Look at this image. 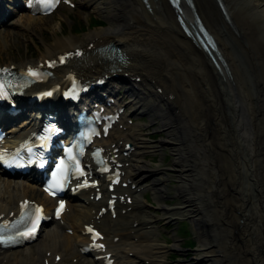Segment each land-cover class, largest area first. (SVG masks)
<instances>
[{
	"label": "bare ground",
	"instance_id": "obj_1",
	"mask_svg": "<svg viewBox=\"0 0 264 264\" xmlns=\"http://www.w3.org/2000/svg\"><path fill=\"white\" fill-rule=\"evenodd\" d=\"M209 1L213 5L214 14L220 20L219 23L228 29L230 25L235 32L241 31L244 39L247 38V43L259 52V58L264 62V9L260 3L255 0H239L235 9L230 0H222L229 22L224 18L216 1ZM201 4L200 0H194L196 11L217 40L229 73L223 66L219 71L204 50L195 46L181 32L175 14L165 0H78V9H91L107 25L104 28L89 29L79 36L63 34L49 41L41 38L42 47L38 49L36 58L9 57L3 64H14L18 68L26 63L35 64L39 60L56 58L60 53L79 47L89 55L87 61L79 59L81 61L75 63L77 60H73L70 64L79 76L89 78L101 73H119L120 76H139L140 82H145V86L137 90L136 84L127 77V84L135 85L132 86L135 96L126 103L124 118L136 116L143 108L149 117H153L151 122L156 120L166 136L156 144H150L140 128L138 129L139 124L133 123L127 125L125 130L115 129L108 139V142L120 139L135 141L136 149L132 153L126 174L138 183L137 186H144L142 191L132 194V218H120L116 227L118 231L127 232L131 220L137 219L139 224L135 228L134 236L139 242L136 244L132 237L125 236L120 239L116 250L124 254L132 252L135 257L144 256L150 264H163L166 252L178 247L176 242L172 246L159 243L154 225L160 218L147 212L144 195L146 189H152L155 197L159 198L164 193L165 185L162 183L166 182L162 175L165 171L160 167H147L145 159L147 149L156 148L158 145L171 149L172 166L168 170L175 174V190L180 201L178 205L162 207V219H171L176 215L191 219L199 243L195 250L196 259L202 264H264V200L261 199L263 202L259 206L257 203L261 197L264 198V187L259 177V168L257 169L263 157L262 151L257 148L254 132L259 121L256 115L261 96L258 97L256 83L247 84L252 88L248 91L246 79L240 76L236 63L229 55L227 43L222 38L218 40L221 29L217 22L207 16L208 13H205ZM245 5L250 8L248 11H242ZM184 13L189 19L192 18L189 8ZM248 14L261 19L262 23ZM46 18L24 13L16 20L19 28L11 26L2 30L0 57L12 47L18 50L17 40L20 37L32 34L38 36L42 29L49 27ZM257 21L259 24H256ZM58 22L61 24L60 20ZM57 27L60 28L59 25ZM57 27H51L53 33H56ZM258 28L262 30L259 31ZM10 34H13V39L9 38ZM254 34L257 37L252 43L249 39ZM5 36L8 38H4ZM109 43L119 47L121 59L113 56V52L107 48ZM95 46H99L100 50L94 51ZM233 52L235 51H232V55ZM65 71V68H58L54 77L61 78ZM140 85L141 83H137V86ZM158 87L162 88L161 93L157 91ZM163 93H170L173 98L165 99ZM54 104L62 110L56 100ZM24 127H14L9 133L22 129V134H25ZM147 175L148 178H156L147 184ZM37 177V173L32 171L23 180L7 178L0 170V211L7 213L15 210L13 198L18 196L53 205L51 199L40 190ZM7 188H11L10 192H7ZM118 190L130 192L129 189ZM69 205L66 220L68 227L73 230L71 236L60 226H52L46 231L43 229V235L35 242V249L24 247L10 255L0 254V264L5 257V264H41L42 253L48 251L63 256L60 264H71L65 258L77 257L74 245L83 240L77 234V228L89 220L92 206L71 199ZM226 205H230L228 212L225 211ZM101 225L109 229L110 221L105 219ZM236 252L240 254V258L231 260L230 257ZM135 257L133 262L139 264Z\"/></svg>",
	"mask_w": 264,
	"mask_h": 264
},
{
	"label": "rangeland",
	"instance_id": "obj_2",
	"mask_svg": "<svg viewBox=\"0 0 264 264\" xmlns=\"http://www.w3.org/2000/svg\"><path fill=\"white\" fill-rule=\"evenodd\" d=\"M255 1L259 2L261 7H263V9H264V0H255ZM200 2L202 3L201 5H202L205 13L206 14L208 13L207 16L212 21L217 22L218 28L221 29L219 31L220 34L218 33V40H219V38L220 39L222 38L227 43L228 49H229L228 51L230 52L229 55L233 58L234 62L236 63V65H237V67L239 69V72L241 74L240 76L241 77L243 76L242 78L246 79L245 80L246 85L250 84V83H256V87L259 89L258 97L260 98V96H261V101L258 102L259 103L258 106L259 105L260 106L258 107L259 108L258 109L259 110L258 111V115H256L257 117H259V121H257V123H256V126L254 128V132H255V135H256L255 141H256L257 148L259 147L258 150L260 152L262 151L261 154H262V157H263V159H262L263 162L261 161L260 165L259 164L257 165V169L259 168V171H260L259 177H260V180L262 182L261 184L264 187V185H263L264 184V167H263L264 166V131H263L264 130V106H263L264 105V98H263V96H264V87H263L264 86L263 85L264 84V64L263 63L264 62H262L261 58H259V52L256 51L253 47H251L247 43V41H246L247 38L244 39V35H243V33L241 31L235 32L232 27L229 26L230 28L228 29V28H225L224 26H222L219 23L220 20L214 14L215 11L213 9V5L211 4V2L209 0H206V1L205 0H200ZM239 2H240L239 0L238 1L237 0H230V3H232L233 6H235V9L238 6L237 3H239ZM249 9L250 8L247 5H245L243 7L242 11H244V10L248 11ZM77 10L78 9L75 10L74 14H70V12H67V11H58V12L54 13L53 15L48 16L47 17V21L48 22L47 21L46 22H47L48 25H50L49 27H47L46 29L45 28L42 29L40 31V33H38V36L32 34L30 36L29 35H25L24 37H20L17 40V42H19V49L17 50L16 48H11V50H8L7 53L4 54V56H2L3 58L0 57V63L1 62H6L9 59V57L14 58V57L21 56V57L25 58V57H28V56L30 57L31 56L33 58H36L38 56V53H39L38 49H41V47H42V39L45 40V41L46 40L49 41V40H52L53 37H55L57 35L58 36H63V34L64 35L79 36V35H81L82 33L86 32L89 29L104 28L107 25V23H104L103 25H97V26L89 28L87 22H88V19L91 16L98 17L100 19L102 17L97 15L95 12L91 11V9H89V8H81L78 11ZM248 15L252 17V14H248ZM60 16H61V18H60ZM66 19H67V21H66ZM253 19H256V18H253ZM59 20L61 21V24L64 26V28H62L61 25L59 24V22H58ZM250 20H252V19H250ZM256 20H258L259 23H262L261 19L257 18ZM258 21H257L256 24H259ZM72 23L75 24V26H73V29L78 27V24H81L85 28H84L83 31H78V29H77L76 31L73 30V31L70 32V30L68 29V26H70ZM58 25L60 26L59 29L57 27ZM51 27H54L55 29L57 27L56 33L52 32V28ZM226 29L228 30V32H227ZM61 30H62V32H61ZM260 30H262V29H259V31ZM230 32H231V34H230ZM258 33H260V32H258ZM254 35L255 36H252V38L249 39L250 42H252V43L255 42V39L257 37V34H254ZM232 36H234L235 38L232 37ZM5 38H8V37L5 36ZM9 38L13 39V35H10ZM235 39H238V40H235ZM26 44H28V48L26 47ZM241 44H242V46H241ZM261 46H263V45H261ZM229 47H231L233 50L231 48H229ZM243 48H244V50H243ZM28 49H29V51H28ZM232 51H235L236 53L233 52V55H232ZM238 60L240 61V63H239ZM249 62H250V64H249ZM249 65H251V66H249ZM248 71H249V73H248ZM247 89H248L249 92L252 90V88L249 87L248 85H247ZM261 92H262V94H260ZM138 112H142L141 114H144V115L146 114L147 117L144 119V121H134V123H138L139 124L140 127H138V129L140 128L141 132L145 135L146 140L149 141L150 144H156L160 139L165 138L166 135L162 131V128L158 127V125H159L158 122L156 120H153L151 122L153 117H149L148 116L149 114H148L147 111H143V108H142ZM262 136H263V138H262ZM259 137H260V139H259ZM258 143H259V145H258ZM147 146H151V145L147 144ZM153 148H148L147 149L148 153L145 155L146 156L145 159L147 161V167H149V168H156V167L162 168V170L165 171V173L162 174V175H163V178L166 179V182L162 183V185L163 184L165 185L164 186V193L159 198L155 197L152 189L151 190L149 189V190L146 191L145 197L150 201V202L146 201L147 202V212H148V214H154L157 218H160L157 221L156 226H155L156 237L159 240V242L164 243L166 241L169 246H172L176 242L175 244H177L176 246H178V247H176V249H170V247H169L170 250L168 251V254H167L168 257L166 258L164 264H169L170 263L169 260L172 257H176L177 258V263L176 264H202L198 259H196L195 250L199 247V243H198V241L196 239V235L194 234L195 232L193 231L194 230L193 229V225H192L193 222L190 221L191 219L188 218L187 216H181L180 217L179 215H176L175 217L173 216L175 219L173 221H170V222L167 221L166 219H162V209L161 208L162 207L169 208V207L178 205V203L180 201L178 202V193L175 190V187L177 185L176 177L174 178L175 174L172 171L168 170L172 166L173 155H172L171 149L169 147H163V146L159 147L158 145L156 146V148H154V149ZM155 178L156 177H154V178L153 177H149L145 181L148 182L147 184H149ZM165 179H163V180H165ZM157 185L161 186L159 184V182H157ZM158 186H156V187H158ZM261 199L264 200V198L261 197L260 201L257 202L258 206L261 205L262 202H263ZM238 202L239 201H237V203ZM176 207H179V206H176ZM225 211L226 212L230 211V205H226L225 206ZM177 219H179L181 221H179ZM184 223L188 224L187 228L191 231L192 237H187L186 239H182V235H181V231L180 230H181L182 224H184ZM165 227H167V228H165ZM170 227H173V228H170ZM187 240H194L195 241L196 244H195V247L193 249H191V250L183 249V247L185 246V242ZM34 247H35V245L31 246L32 249ZM240 250H241V248H239V251ZM236 253H235V255L233 254L230 257V259L232 258L231 260H235V259L238 260V258H240V256H239L240 254L238 252H236ZM236 255H237V257H236ZM85 264H87V261H85Z\"/></svg>",
	"mask_w": 264,
	"mask_h": 264
},
{
	"label": "water",
	"instance_id": "obj_3",
	"mask_svg": "<svg viewBox=\"0 0 264 264\" xmlns=\"http://www.w3.org/2000/svg\"><path fill=\"white\" fill-rule=\"evenodd\" d=\"M190 25V33L194 34L197 39L200 41V43L206 48L209 55L211 56L212 60L217 64V53L214 51V48L210 45L205 35L202 33V31L197 27L196 23L194 21H188ZM184 27V25H183Z\"/></svg>",
	"mask_w": 264,
	"mask_h": 264
},
{
	"label": "snow or ice",
	"instance_id": "obj_4",
	"mask_svg": "<svg viewBox=\"0 0 264 264\" xmlns=\"http://www.w3.org/2000/svg\"><path fill=\"white\" fill-rule=\"evenodd\" d=\"M4 71H7V70H4ZM29 73L35 75V73H33L31 69H29ZM2 94H3L2 93V90H0V95H2ZM0 162H3V155H0ZM31 162H32L31 159H29L28 163H31ZM57 212L59 213V209L57 210ZM37 219H39V218H37ZM32 226L34 228L35 227V224H33ZM89 231H91V229H89ZM27 235L28 236H32V235H34V232H29V233H27ZM2 242H5L4 241V238L3 237H0V243H2Z\"/></svg>",
	"mask_w": 264,
	"mask_h": 264
},
{
	"label": "trees",
	"instance_id": "obj_5",
	"mask_svg": "<svg viewBox=\"0 0 264 264\" xmlns=\"http://www.w3.org/2000/svg\"><path fill=\"white\" fill-rule=\"evenodd\" d=\"M93 23L99 24V23H101V21L94 19Z\"/></svg>",
	"mask_w": 264,
	"mask_h": 264
}]
</instances>
